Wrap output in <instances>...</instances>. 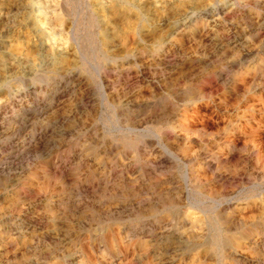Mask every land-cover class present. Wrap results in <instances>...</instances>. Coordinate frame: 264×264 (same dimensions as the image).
Segmentation results:
<instances>
[{
    "label": "rangeland",
    "instance_id": "1",
    "mask_svg": "<svg viewBox=\"0 0 264 264\" xmlns=\"http://www.w3.org/2000/svg\"><path fill=\"white\" fill-rule=\"evenodd\" d=\"M0 264H264V0H0Z\"/></svg>",
    "mask_w": 264,
    "mask_h": 264
},
{
    "label": "bare ground",
    "instance_id": "2",
    "mask_svg": "<svg viewBox=\"0 0 264 264\" xmlns=\"http://www.w3.org/2000/svg\"><path fill=\"white\" fill-rule=\"evenodd\" d=\"M24 4V3H23ZM21 7V6H20ZM23 58V57H22ZM50 58V57H49ZM22 60V59H21ZM42 60V59H41ZM40 60V61H41ZM46 60V59H45ZM50 60V59H49ZM52 60V59H51ZM23 61H25L24 59H23ZM32 61V60H31ZM38 63V62H37ZM36 63V64H37ZM40 63V62H39ZM46 64V63H45ZM52 64V63H51ZM48 65H50V64H48ZM37 66H38V64H37ZM45 66H47V65H44V68H45ZM35 67V66H34ZM39 67V66H38ZM48 68V67H47ZM51 68V66L49 67V69ZM58 68V67H57ZM35 69V68H34ZM46 69V68H45ZM59 69V68H58ZM39 70V69H38ZM48 70V69H47ZM51 71H52V69H51ZM54 71V70H53ZM33 72H36V71H33ZM40 72V71H39ZM44 72V71H43ZM48 73H50V72H48ZM30 75H33L32 73L30 74ZM28 77V76H27ZM5 82V81H4ZM1 83H2V81H1ZM214 218V217H213ZM215 244V243H214ZM220 245V244H219ZM215 249V248H214Z\"/></svg>",
    "mask_w": 264,
    "mask_h": 264
}]
</instances>
